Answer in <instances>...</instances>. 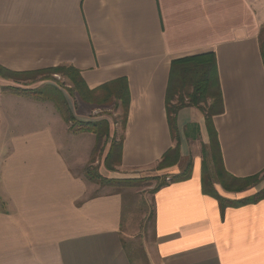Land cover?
Wrapping results in <instances>:
<instances>
[{
	"label": "crops",
	"instance_id": "1",
	"mask_svg": "<svg viewBox=\"0 0 264 264\" xmlns=\"http://www.w3.org/2000/svg\"><path fill=\"white\" fill-rule=\"evenodd\" d=\"M263 28L264 0H0V66L15 73L75 68L91 90L126 79V125L94 119L110 124L97 162L107 177L104 160L117 134L116 170L139 178L177 144L166 111L172 62L214 52L224 166L248 178L264 171ZM30 90L0 76V264H137L125 244L123 195L97 193L83 172L95 134L73 133L55 103ZM177 125L191 178L154 193L147 264H264V200L222 216L203 193L205 115L183 108ZM216 188L228 199L245 193Z\"/></svg>",
	"mask_w": 264,
	"mask_h": 264
},
{
	"label": "trees",
	"instance_id": "2",
	"mask_svg": "<svg viewBox=\"0 0 264 264\" xmlns=\"http://www.w3.org/2000/svg\"><path fill=\"white\" fill-rule=\"evenodd\" d=\"M264 60V47L261 46ZM37 74H63L72 87L70 91L76 94L88 104L106 106L114 103L123 110V125H126L128 118L131 95L126 79H119L107 83L95 90L89 89L83 80L80 72L75 68L57 67L36 72L15 73L0 66V76L7 80H16L22 76ZM15 91H20L15 89ZM33 97L43 98L54 102L57 111L61 113L65 121L70 125L73 133H93L96 136V146L92 153L89 165L84 170L87 180L97 184L110 185L112 183H139L141 180H115L104 177L100 168L95 166L97 162L95 155L101 148L104 151L110 141V124L106 120L83 121L75 117L67 107L57 87L49 86L45 89L29 91ZM197 107L205 115L206 127L209 137V144L203 148L202 184L203 193L216 199L220 205L221 215L224 216L226 209L239 208L242 206L256 204L264 200V188L255 194L242 199H228L222 196L216 186H220L229 193H244L256 188L264 178V171L248 178H237L227 172L219 142V136L214 125V118L224 113V101L219 79L218 64L214 52L198 54L172 62L169 84L166 94V111L168 124L173 140L177 143L175 148L170 149L159 163V169H169L181 163V139L177 125V117L183 108ZM190 128V127H189ZM123 142H110L109 152L104 160L105 168L115 172L116 167L122 164ZM191 165L181 175L172 179V182L186 181L191 178ZM169 183L164 182L158 185L154 193Z\"/></svg>",
	"mask_w": 264,
	"mask_h": 264
},
{
	"label": "rangeland",
	"instance_id": "3",
	"mask_svg": "<svg viewBox=\"0 0 264 264\" xmlns=\"http://www.w3.org/2000/svg\"><path fill=\"white\" fill-rule=\"evenodd\" d=\"M261 46L264 47V28L261 32ZM17 84H20L24 87H29L31 90L45 89L49 86L57 87L61 92V95L64 100H66L67 107L72 111L77 119L94 121L95 118L99 116H107L113 128H121L123 125V110L118 108L114 103H109L106 106H98L93 104H88L79 98L78 95L72 94L70 88L72 84L70 81L64 77L63 74L60 75H49V74H37L31 76H22L15 80ZM70 87V88H69ZM80 105V107L78 106ZM57 110V109H56ZM201 111V110H200ZM58 112V111H57ZM80 116V117H78ZM70 127V125H69ZM14 132V130H13ZM12 132V133H13ZM116 141H119L120 137L115 135ZM194 144V142H193ZM202 149V141L195 142ZM195 144L191 148L195 147ZM106 146L105 149H107ZM105 149L101 152V148L96 153L95 158L97 161L102 160L105 153ZM190 156L185 159L181 157L183 163H180V167L175 169H162L157 168L153 169L152 172L143 175L139 178H130L127 175L120 174L117 170L111 172L107 171L105 176L108 179L115 180H141L139 183H112L110 185H99L100 192H116L121 193L124 198V232H125V244H127V250L130 257L137 264H147V255L146 247L150 246L153 238V215H154V204L153 196L155 188L161 183L171 182L173 178L181 175L187 169ZM192 161V160H191ZM95 166L101 169V166L98 162L95 163ZM182 168V169H181ZM84 172V171H83ZM129 177V178H128ZM264 186V178H263ZM259 190L252 188L245 192L244 194H239L235 196L237 199H242L249 197Z\"/></svg>",
	"mask_w": 264,
	"mask_h": 264
}]
</instances>
